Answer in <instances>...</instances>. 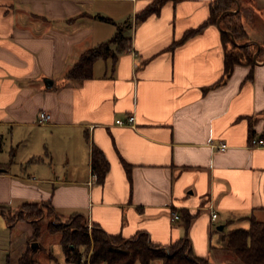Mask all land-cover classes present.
I'll return each mask as SVG.
<instances>
[{"label":"crops","instance_id":"crops-1","mask_svg":"<svg viewBox=\"0 0 264 264\" xmlns=\"http://www.w3.org/2000/svg\"><path fill=\"white\" fill-rule=\"evenodd\" d=\"M152 1L0 0V204L48 208L55 264L76 263L50 223L76 213L122 238L145 233L164 246L187 237L211 264L238 262L223 248L229 230L264 222V146L250 144L264 139V55L224 79L228 44L213 0H166L138 18ZM237 1L249 42L264 47V0ZM118 31L123 48L110 43L87 77L67 76ZM130 113L133 125L115 122ZM93 145L108 164L102 180L91 176ZM42 217L6 221H27L31 237ZM41 248L26 247L15 264L24 253L41 264Z\"/></svg>","mask_w":264,"mask_h":264},{"label":"trees","instance_id":"trees-1","mask_svg":"<svg viewBox=\"0 0 264 264\" xmlns=\"http://www.w3.org/2000/svg\"><path fill=\"white\" fill-rule=\"evenodd\" d=\"M166 0H153L138 15V18L145 17L150 13L157 12L160 5ZM236 8L235 0H213L211 2V19L216 21L220 17L222 41L228 47L224 51V79L230 74L232 67L237 63H252L253 54L257 48L256 43L249 42L245 45L234 44L229 31L237 43L249 41L247 33L241 23L239 11ZM126 39L118 31L110 40L88 49L78 62L68 71L70 78L81 79L87 77L91 71L92 61L98 56L107 55L110 43L118 44L123 48ZM264 55V47L259 46L257 56ZM91 166L96 172L98 180H102L106 170L107 161L102 152L96 146L91 147ZM0 212L6 215L9 222L18 219H31L36 222L47 210L43 204L37 202L24 203L15 212L0 204ZM75 222H51V230H61V243L66 258L76 264L80 262V246L93 242V249L90 255V264H148L152 259H161L163 264H211L206 259L195 256L191 252L190 243L187 237L178 239L171 244L160 246L153 244L145 233H139L129 238H122L106 233L96 224H91V235L87 232V221L80 213L73 214ZM224 249L231 251L238 259L233 264H264V222L251 219L248 228H235L226 234ZM18 264H36L24 253L18 260Z\"/></svg>","mask_w":264,"mask_h":264},{"label":"rangeland","instance_id":"rangeland-1","mask_svg":"<svg viewBox=\"0 0 264 264\" xmlns=\"http://www.w3.org/2000/svg\"><path fill=\"white\" fill-rule=\"evenodd\" d=\"M263 54L257 56V58L262 57ZM45 210H48L47 207L43 205ZM48 222L46 217H42L39 221V228L33 236L29 237L30 227L27 225V221L24 223H15L11 227L7 225L6 218L3 213H0V264H15L16 257L23 251L26 247H31L32 242L41 241V243L46 247L47 251H43L41 249H36L34 252V257L39 260L41 264H55L61 263V254L58 247V242L56 238L58 236L57 233H47L44 232L45 224ZM63 222H75V224H79L78 220H73L72 217L63 221ZM26 223V224H25ZM87 223V232L89 236L91 235V224ZM32 239V240H31ZM217 238H215L216 240ZM49 245V247H48ZM40 248V247H39ZM80 248V262L82 263V259H90V255L93 249V242L90 241L88 245H82ZM49 249V250H48ZM52 252L56 259L49 258L48 254ZM233 255V253H232ZM236 260H238L236 258ZM151 264H162L161 260L155 259Z\"/></svg>","mask_w":264,"mask_h":264},{"label":"built area","instance_id":"built-area-1","mask_svg":"<svg viewBox=\"0 0 264 264\" xmlns=\"http://www.w3.org/2000/svg\"><path fill=\"white\" fill-rule=\"evenodd\" d=\"M50 119V114L44 110L39 111L38 113V121L41 123H44L46 121H48ZM116 123L118 124H127V125H133L134 123V115L133 114H128L126 116V119H121V118H117L115 120ZM250 144L252 146H264V139L262 137H251L250 138ZM227 147V145L225 143H221L218 145V149L219 150H224ZM92 178H97V174L95 172H92ZM179 216L176 212H172L171 218L173 219H177ZM217 217V213L215 211H211L210 212V218L212 220H214ZM82 263L83 264H90L89 263V259H82Z\"/></svg>","mask_w":264,"mask_h":264},{"label":"water","instance_id":"water-1","mask_svg":"<svg viewBox=\"0 0 264 264\" xmlns=\"http://www.w3.org/2000/svg\"><path fill=\"white\" fill-rule=\"evenodd\" d=\"M235 1H236L237 6H238V1L237 0H235ZM216 23L219 26V28L221 29V27H220V17L217 18ZM227 32L230 34L231 40H232V42L234 44H237V45H245V44H247L249 42V41H247V42H243V43H237L236 40L234 39V37L232 36V34L229 31H227ZM253 42L256 43L255 41H253ZM258 49H259V46L257 44V49L255 50V52L253 54V60H256V55H257ZM222 227H223L222 224L218 225V228H222ZM31 246L32 247H35L36 246V242H32L31 243Z\"/></svg>","mask_w":264,"mask_h":264}]
</instances>
